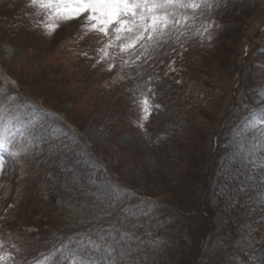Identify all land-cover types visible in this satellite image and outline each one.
<instances>
[{
  "label": "rangeland",
  "instance_id": "rangeland-1",
  "mask_svg": "<svg viewBox=\"0 0 264 264\" xmlns=\"http://www.w3.org/2000/svg\"><path fill=\"white\" fill-rule=\"evenodd\" d=\"M209 3L178 9L187 21L146 50L121 52L83 17L0 0V109L16 133L0 149V264H71L66 248L50 256L51 232L76 223L94 224L75 236L100 246L84 248L94 260L75 253L94 264H118L115 251L190 264L198 235L202 264H264V0ZM64 150L73 163L54 191L51 158ZM123 182L199 198L205 221L143 204Z\"/></svg>",
  "mask_w": 264,
  "mask_h": 264
},
{
  "label": "snow or ice",
  "instance_id": "snow-or-ice-1",
  "mask_svg": "<svg viewBox=\"0 0 264 264\" xmlns=\"http://www.w3.org/2000/svg\"><path fill=\"white\" fill-rule=\"evenodd\" d=\"M31 5L42 8L46 14H52L55 19L70 20L83 17L87 31H95L108 39L105 49L118 47L121 52H135L139 44L145 48L149 42H158L164 37L169 28L181 25L188 17L178 18V9L193 10L202 7H212L209 0H30ZM49 30H54L53 25H46ZM207 31V28L204 29ZM210 38V37H209ZM104 51V49H101ZM139 58V57H137ZM112 65H109L111 69ZM146 105L147 101H143ZM10 121L5 119V114L0 109V149L8 151L9 137L16 133L9 130ZM22 135V128L16 130ZM12 156L17 153H10ZM3 160L0 159V170ZM73 241L64 245L70 255L71 264H94L89 260L81 259L75 255L77 251H83L85 247L91 246L99 250V245L88 240L85 245L80 240L75 249L70 246ZM4 257H0L2 261ZM46 264V261L38 262Z\"/></svg>",
  "mask_w": 264,
  "mask_h": 264
},
{
  "label": "trees",
  "instance_id": "trees-1",
  "mask_svg": "<svg viewBox=\"0 0 264 264\" xmlns=\"http://www.w3.org/2000/svg\"><path fill=\"white\" fill-rule=\"evenodd\" d=\"M77 128H81V126L78 125ZM65 151L66 150H64V152ZM64 152H62V154L58 153V155H59L58 157H60V159H58L57 162H54L56 154H54V157L51 158V173L52 174L58 173V175H56V178H54V181H53V183H55V185H54L55 187H53L52 190L55 189L54 191H56V190L61 191L60 189L62 186H57V184H58L57 181L59 180V176H60L59 175L60 174L59 169H61L62 164L66 165L68 163H73V162L69 161L70 156L67 154V152H65V153ZM74 163H76V160H74ZM75 166L77 167L78 165H75ZM70 171H72V170H70ZM79 178H81V177H79ZM130 193L134 199L142 202L143 204H147V205H150L152 207H157L158 209H160V207L162 209L164 208V211L168 212L172 216L178 218L179 220H181L185 223H190L192 220L194 221L197 219L199 220V222L202 220L205 221V218L203 216H200V213H199V211H200L199 204L201 201L199 198L196 199L191 206H187V205L182 204L180 201L175 200L169 196L161 195L162 197H164L166 199L165 202H163V201L152 202V201H149L145 198H142V196L140 197V196H138L132 192H130ZM147 195H152V194L147 193ZM203 203H204V201H203ZM192 212H193V215H190V213H192ZM210 218H211V216H210ZM200 223H202V222H200ZM82 226L84 229L85 228H87V229H85L84 231H82V230L79 231ZM91 226H94V224L87 226V225H85V223H82V224L76 223L75 228L76 229L78 228L77 230H74V229L71 230L68 228H59V229H57L58 232H55V230H53L51 232V236L53 237V239L50 237L51 238L50 247L53 249V250H51V251H53L52 257L57 258L58 248H64L65 249V247H63V246L67 245L69 241H73V243L71 244L70 247L72 249H75L77 247V245L75 244V240H76L75 236L79 235L81 233H84V232H86V233L91 232L90 229L92 230V228H94ZM62 229H65V230H62ZM176 233H178V231ZM97 234L99 235V233H97ZM177 236H178V234H177ZM199 236L200 235L197 236L196 243L194 244V252H193L190 264H195L196 258L198 257V252H199L198 245H199V238H200ZM98 237H100V236H98ZM101 242L106 243L103 239L101 240ZM104 245H107V244H104ZM77 252L79 254H81L82 256H88L91 259H93L90 256L88 249H84L83 251H77ZM113 255H115L116 261L118 264H138L135 260L133 261L132 259H130L129 262L127 263L125 253L123 254L121 252L118 253L117 251H115L113 253ZM203 255H204V251H202L201 254L199 255L200 260H199L198 264H202L201 262H203ZM160 260H161V258H160ZM131 261H133V262H131Z\"/></svg>",
  "mask_w": 264,
  "mask_h": 264
}]
</instances>
